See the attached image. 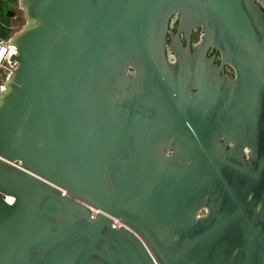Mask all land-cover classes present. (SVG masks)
Returning a JSON list of instances; mask_svg holds the SVG:
<instances>
[{
    "label": "water",
    "instance_id": "obj_1",
    "mask_svg": "<svg viewBox=\"0 0 264 264\" xmlns=\"http://www.w3.org/2000/svg\"><path fill=\"white\" fill-rule=\"evenodd\" d=\"M19 3L0 264H264L259 2Z\"/></svg>",
    "mask_w": 264,
    "mask_h": 264
},
{
    "label": "built area",
    "instance_id": "obj_2",
    "mask_svg": "<svg viewBox=\"0 0 264 264\" xmlns=\"http://www.w3.org/2000/svg\"><path fill=\"white\" fill-rule=\"evenodd\" d=\"M17 28V24L9 27L11 30L7 35L0 34V88H3L5 80H7L17 66V60L13 57L17 54L16 45L12 42V34L14 33V28ZM6 27L2 24L0 20V29ZM96 211H92L94 214ZM112 225L114 227H119L123 225L121 219L113 217Z\"/></svg>",
    "mask_w": 264,
    "mask_h": 264
},
{
    "label": "flooded vegetation",
    "instance_id": "obj_3",
    "mask_svg": "<svg viewBox=\"0 0 264 264\" xmlns=\"http://www.w3.org/2000/svg\"><path fill=\"white\" fill-rule=\"evenodd\" d=\"M260 4V6L262 7V9H264V0H257ZM5 19L4 20H1L2 24L6 27H11V26H14L15 24L13 23V21L15 19L18 18V15L16 13L15 10H12L10 9L9 7L6 6L5 8ZM178 21H179V17L177 15H173L172 16V19L169 23V30L170 31H173L175 32L176 31V27H177V24H178ZM199 34H200V29L197 28L196 30L193 31V33L191 34V44L193 43H196L199 39ZM181 35V39L183 40L182 38V33L180 34ZM185 43V42H184ZM168 51L170 53V56H172V51L171 49L168 47ZM215 52V49L213 48H210L208 50V55L212 54ZM174 58L173 56L169 58V62L171 64L174 63ZM212 67L214 66H217V65H220V59H219V53L216 51V58L212 61ZM229 71H232V69L228 66V65H222V68L220 69V73H226V72H229Z\"/></svg>",
    "mask_w": 264,
    "mask_h": 264
},
{
    "label": "rangeland",
    "instance_id": "obj_4",
    "mask_svg": "<svg viewBox=\"0 0 264 264\" xmlns=\"http://www.w3.org/2000/svg\"><path fill=\"white\" fill-rule=\"evenodd\" d=\"M7 7L15 10L18 15V18L13 21L15 25L17 24V28L16 26L14 28L15 31L25 23V16L22 7L20 6L19 0H7Z\"/></svg>",
    "mask_w": 264,
    "mask_h": 264
},
{
    "label": "trees",
    "instance_id": "obj_5",
    "mask_svg": "<svg viewBox=\"0 0 264 264\" xmlns=\"http://www.w3.org/2000/svg\"><path fill=\"white\" fill-rule=\"evenodd\" d=\"M7 6V0H0V19L4 20L5 19V8ZM10 29L9 27H2V29H0V34L1 35H7L10 33Z\"/></svg>",
    "mask_w": 264,
    "mask_h": 264
},
{
    "label": "bare ground",
    "instance_id": "obj_6",
    "mask_svg": "<svg viewBox=\"0 0 264 264\" xmlns=\"http://www.w3.org/2000/svg\"><path fill=\"white\" fill-rule=\"evenodd\" d=\"M7 198H8V200H9V201H11V200H12V197H7Z\"/></svg>",
    "mask_w": 264,
    "mask_h": 264
}]
</instances>
